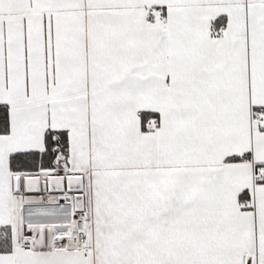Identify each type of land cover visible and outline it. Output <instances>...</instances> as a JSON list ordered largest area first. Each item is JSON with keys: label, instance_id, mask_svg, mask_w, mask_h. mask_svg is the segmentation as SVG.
Segmentation results:
<instances>
[{"label": "snow or ice", "instance_id": "snow-or-ice-1", "mask_svg": "<svg viewBox=\"0 0 264 264\" xmlns=\"http://www.w3.org/2000/svg\"><path fill=\"white\" fill-rule=\"evenodd\" d=\"M0 264H264V0H0Z\"/></svg>", "mask_w": 264, "mask_h": 264}]
</instances>
